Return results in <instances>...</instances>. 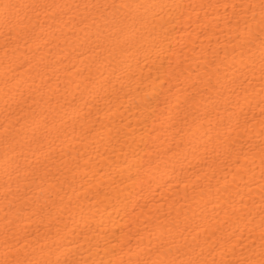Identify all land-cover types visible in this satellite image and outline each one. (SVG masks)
<instances>
[{
  "label": "bare ground",
  "instance_id": "1",
  "mask_svg": "<svg viewBox=\"0 0 264 264\" xmlns=\"http://www.w3.org/2000/svg\"><path fill=\"white\" fill-rule=\"evenodd\" d=\"M261 4L0 0V264H261Z\"/></svg>",
  "mask_w": 264,
  "mask_h": 264
},
{
  "label": "snow or ice",
  "instance_id": "2",
  "mask_svg": "<svg viewBox=\"0 0 264 264\" xmlns=\"http://www.w3.org/2000/svg\"><path fill=\"white\" fill-rule=\"evenodd\" d=\"M261 9L264 11V0H262ZM17 264H19V262H17ZM29 264H31V262H29ZM171 264H175V262L173 261ZM261 264H264V261H261Z\"/></svg>",
  "mask_w": 264,
  "mask_h": 264
}]
</instances>
